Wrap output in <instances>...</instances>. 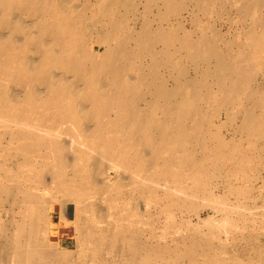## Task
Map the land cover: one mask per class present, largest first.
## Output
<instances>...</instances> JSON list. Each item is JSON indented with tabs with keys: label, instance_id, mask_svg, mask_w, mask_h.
<instances>
[{
	"label": "bare ground",
	"instance_id": "1",
	"mask_svg": "<svg viewBox=\"0 0 264 264\" xmlns=\"http://www.w3.org/2000/svg\"><path fill=\"white\" fill-rule=\"evenodd\" d=\"M193 1L204 13L213 5ZM234 1L251 22L240 31L245 45L228 52L227 61V52L217 51L215 26L208 35L211 23L207 29L202 24L208 20L196 22L197 38L193 30L181 34L180 25H163L187 0H0V160L15 162V168L0 162V207L14 199L18 208L14 233L0 215V243L18 264H37L47 254L67 264L76 248V264H98L103 251L121 264H242L246 256L264 261V244L254 237L235 251L215 244L218 234L201 228L215 219H202L203 208L219 204L221 212L232 211L227 197H247L257 143L259 156L264 151V83L254 86L259 75L264 82V0ZM139 5L136 27L126 12L139 13ZM155 6L156 28L149 18ZM222 113L225 120L210 134L213 117ZM237 119L240 140L221 136L218 128ZM232 176L242 186L229 183L217 193ZM12 182L30 188L13 190ZM40 196L73 198L76 219L41 210ZM126 197L162 207L168 220L161 236L172 237L151 244L133 227L112 230L113 219L106 225L107 214ZM177 212L198 221L176 222L171 218ZM81 218L90 221L82 224ZM229 219L221 224L237 239ZM39 222L64 228L68 244L58 249L60 240L41 239Z\"/></svg>",
	"mask_w": 264,
	"mask_h": 264
},
{
	"label": "rangeland",
	"instance_id": "2",
	"mask_svg": "<svg viewBox=\"0 0 264 264\" xmlns=\"http://www.w3.org/2000/svg\"><path fill=\"white\" fill-rule=\"evenodd\" d=\"M212 1H213L212 7H209L208 12L204 13L203 12L205 10L204 7L199 6V5L197 6V3L195 1H193V0L192 1L191 0H187L188 3L186 2V4L183 6V8L180 9V14L177 15L178 13H176V14L172 15L170 18L165 19L164 20L165 22L163 21V25H165V26H168V24L170 26H173V24L174 25H180L181 26V34H184V32L187 31V30H193L195 32V33H193L194 37L197 38L196 36H198V31L199 30L196 29V26H195L196 22L198 21L197 23H199V20H202V22L208 20V23L207 22L206 23L205 22H203V23L201 22V23L204 24V27L206 29L208 28V24L211 23L210 25L212 27V30L207 29L208 31H206L208 35L210 34L211 31L214 32V28L213 27L215 26V29H216L215 33H217V34L219 33L218 37L216 38V40L219 39V38L222 39V40L220 39L219 41L217 40V43H215L216 46H217L216 47L217 51L220 52L223 55L227 52V55L225 54L224 56H225V58H227V61H228V60H230V55L228 56V52H232L231 50L236 51L238 49V47H240V46L242 47V46L245 45L244 37L242 36L240 31L245 29L250 24L251 21L249 20L248 17L246 19V15H244L245 13L244 14L242 13V12H244L243 11V7H241L239 4H235L234 0L233 1L232 0H212ZM79 4H82V2L79 3ZM234 5H237V7L234 6ZM198 7H200V8H198ZM240 7L242 8L241 9L242 11L240 10ZM138 8H139V10H138ZM161 8L164 9V7H161ZM158 9H159V7L155 6V7H153L152 11L150 12L151 15L149 13V18L152 19L151 23H152L154 28H156L158 26V22L156 21ZM195 9L197 10V12H196ZM244 9H246V7H244ZM261 9H262L261 12L264 13L263 12L264 11V7L260 8V10ZM123 10L124 9H122L121 11L122 12H126V10L125 11H123ZM137 10L139 11V13L136 11V9L135 10H129L126 13L128 14V17H129L128 18L129 19L128 22L130 23V25H132V26L135 25L136 27H140V25H141L140 24L141 23L140 22V17H141L140 12L143 11V7H141L139 5V7H137ZM192 11H193V13H192V16H191L190 12H192ZM198 11L200 13H198ZM182 14H183V16H182ZM194 14L196 16H194ZM205 14H206V16H205ZM241 14H243L244 16H242ZM175 15H177V16H175ZM197 15H199V16H197ZM15 16L16 15H12L13 18ZM135 16H137V17H135ZM193 17H195L196 21L195 20L193 21V19H194ZM242 17H243L244 21L240 20V19H242ZM245 20L248 21V22H246ZM177 21H178V23H177ZM179 23H181V24H179ZM205 24L207 26H205ZM192 25H194V26H192ZM242 27H243V29H242ZM237 32H239V33H237ZM213 42H216V41L214 40ZM232 43L234 45H232ZM178 45L179 44L177 43L176 46H178ZM162 47L163 46H161V45L157 46V48H159V49H161ZM175 48H176L175 46L172 47L173 50ZM218 48L219 49L223 48V49L220 51ZM253 48H255V47H253ZM228 49H229V51H227ZM222 52H225V53H222ZM232 53H229V54H232ZM214 63H216V58L213 59L212 65H214ZM185 65L190 70V73H192V69H191L192 67L189 66L188 64H185ZM163 73L166 74V71L163 70ZM256 79H257V81L256 80L254 81V86L262 88L263 85H264L262 76L259 75ZM168 83L170 85L172 83V81L170 80ZM141 104H142V106H144L143 105L144 101L141 102ZM224 120H225V114H223V113L221 114V117H219V116L213 117V124L211 126H213L215 128H213L212 131L210 130V134L215 132L216 131V126L220 125ZM239 122H240V119H237L235 124L233 123L232 125H228V127H222L221 129L218 128V132L220 133L221 136H224L227 139L235 138L236 140H240V138L244 134L242 132H240V131H237L236 126L238 125ZM231 126L233 127L234 131L231 130L232 129ZM207 127L209 128V125H207ZM204 129H205V127H204ZM247 147H248V144L246 142H244L242 150L243 149H247ZM261 148H262L261 147V143H259V144L257 143V145L255 147V152H254L256 157H257L256 158L257 167L252 172L253 175H255V177H254L255 179H253L251 181L252 190H250V192L247 195V197L246 198H243L242 196H240V197H237V196H229V197H227V199H225L226 200V205L228 207L231 206L230 208H232V211L227 210V212H225V211L221 212L219 204H213L212 207H205V208H203L200 211V215H201L202 219H207V218L209 219V217L215 218V219H213L214 222L211 223V225L202 226L201 228L204 231H206V232L209 229H211V231L213 233H215V235L218 234V237L214 239V243L217 244V245H224L227 248H229L230 250H235V251L239 250V249L242 250L241 248H243L244 245H248L249 244L250 236L254 237L259 244H264V188H263L264 187V167L261 166V164H260V159L261 158L264 159V151L262 150V154H261V156H259L260 153H261L260 152ZM5 159L7 161H4V160L1 159L0 162L2 164H5L6 167L10 165L11 167L15 168V162L14 161L12 162L9 157H7ZM223 174H225V173H223ZM224 180H225V182H223V185L219 184V187L215 188V191L217 193H219V190L223 191L224 186H227L229 183L232 184V185L238 186V187L242 186V182L239 179V176H232V177H228V178L226 177V179H224ZM16 183H17V185H16ZM11 184H12L11 187H12L13 190H17L18 188H22V189L23 188H25V189H29L30 188L29 185L27 186V184H24L22 182L21 183L20 182H12ZM43 197H44V199H43ZM39 198L45 200V201H42V204H41L42 206L39 205V207H38L41 210L47 207V208H50L52 210L54 209L57 212H61L62 213V214L60 213L61 217H63V216L64 217L66 216L65 218H70L71 217L70 219H73V218L76 217L74 208L72 209V205H73L72 202H74L73 198L69 197V199H68V197H65V198L64 197H57V198L54 197V199H52L53 197H49V196H40ZM49 198H51V199H49ZM60 198H62V199L64 198V199L62 200ZM126 198H125L124 202L118 201V205L119 206H117L116 208H114L113 210H111L107 214L106 225H107L108 222H112V219H113V222H112L113 225L111 227L112 230H115L116 228L118 229V227H120V226H122L124 228H132L133 227L134 231L137 232V235L138 236H139V234L141 235V239L143 238L144 240H147L151 244H154V243H157V242L158 243L161 242V244H164L163 243L164 241H168L169 238L172 237V236L171 237L170 236H167V237L161 236L162 231H163L164 226H165L164 224L167 222L166 219L168 220V218H167L168 214L163 212L162 207H159L158 205H154L153 203L148 202L146 200H141L138 197H136V199H134V200L132 199V197H128L129 199L128 198L126 199ZM55 199H56L57 202L54 201ZM66 202H67V204L68 203L69 204L68 205L65 204ZM128 202H130V203H128ZM70 203H72V205H70ZM3 205H4V207H3ZM3 205H2V207H0L1 208L0 215L3 217L5 223L7 224L6 231L8 233H14V231L16 229V226H17L15 223H16V220L18 218L17 205L15 204L14 199H11V200L9 199V201L5 202ZM43 206H46V207H43ZM67 206H69V207H67ZM233 207H235V210L233 209ZM2 208H4V209L2 210ZM237 208H238V210H237ZM237 211H239V212H237ZM230 212H231V214H229ZM240 212H241V214H240ZM7 213H8V215H7ZM215 213H217V214L215 215ZM209 214H211V215H209ZM174 216H176V217H174ZM174 216L172 215L173 218H171V219H175L176 218L175 219L176 222H182V221L183 222H188L190 220L191 222L195 223V222L198 221L197 216L194 215V214L185 215V217H182L180 212H177L176 214H174ZM227 216H230L229 220L234 222V225L230 228L229 231L232 232V233L234 232V233L238 234L237 239H235L234 236L231 235V233L226 232V230L224 228L225 225L221 224L223 222L222 220L224 219V217H227ZM136 218L140 221V224L139 223L136 224V223L133 222V221L137 220ZM118 219H120L119 220L120 223L118 222ZM8 221H10V222H8ZM80 221L82 222V224H87V223H89L88 221H90V220H88L87 218H83V219L81 218ZM55 222L57 223V220H55ZM131 222H133V223H131ZM11 223L13 224V226H12ZM121 223H123V224H121ZM101 225L103 226V225H105V223L101 224ZM36 228H37V231L39 232V235H40L41 239L43 237H50L51 236L53 238V240H55V241L56 240H60V243H58V245H57L58 249H63L64 243L68 244V242H66L65 240H67V238L69 237V234L66 233L65 231H63L64 228H62L60 231L58 229H57L58 230L57 231L56 228L48 229L47 226L43 225L42 222H39V224H37ZM135 228H136V230H135ZM235 228H237V229H235ZM61 232H62V234H61ZM184 232L185 231H183V233ZM59 234H60V236H59ZM65 234H67V235H65ZM243 234L244 235L246 234L245 237L242 236ZM211 236H213V235L212 234L208 235V237L212 238ZM163 237H164V239H163ZM0 249H2L1 252L3 254L1 256V259H0V261H2L1 262L2 264H18V259H17L16 256L13 255V252L10 253V251H11L10 248H8L7 246L4 247L0 243ZM79 253H80L79 248H76L74 250V253L67 260V264H68V262H69V264H76L78 262V260H79L78 259ZM3 256H5V257H3ZM225 256H227V255H223V257H225ZM102 257H103V259H101L98 264H121V263H119L117 261V256L115 254H113V253H110V252H107V251H103L102 252ZM38 259L39 260H36L37 264H66L63 261L61 262V260H57L56 258H54L50 254H47L46 256H44L41 259L40 258H38ZM248 262L250 264L251 263L259 264L258 262H260V264H261V262H262V264H264V261H262V260H260V261L259 260H254V259H251L250 257L246 256L244 263L246 264ZM244 263H242V264H244ZM22 264H31V263L28 262L27 260H24ZM88 264H93V263H88Z\"/></svg>",
	"mask_w": 264,
	"mask_h": 264
}]
</instances>
